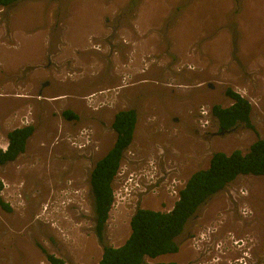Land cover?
Instances as JSON below:
<instances>
[{
  "label": "rangeland",
  "instance_id": "374dc122",
  "mask_svg": "<svg viewBox=\"0 0 264 264\" xmlns=\"http://www.w3.org/2000/svg\"><path fill=\"white\" fill-rule=\"evenodd\" d=\"M223 1L177 0L170 8L176 0H142L141 5L139 0L135 8L127 5L115 16L109 3L97 18L96 13L69 17L63 52L95 50L92 41L98 32L91 29L103 14L113 23L108 34L114 41L123 48L130 44L125 54L116 47L111 57L78 64V73L68 63L23 66L27 59L40 61L59 51L50 39L65 19L61 0H20L13 8L0 7V47L18 42L16 48H0L1 57L16 68L8 74L0 60V146H6V133L13 128L34 127L24 153L0 167L1 196L10 208H0V264H49L46 254L65 264H97L102 246L93 232L89 175L114 142L111 124L119 110L134 109L137 124L113 182L114 205L105 230V244L112 247L129 236V219L137 207L168 211L175 200L174 184L178 190L192 173L207 168L211 154L245 152L257 138L264 140V0H246L244 14L241 0H229L222 17ZM85 8L82 1L78 9ZM17 11L27 12L21 18L32 20V28L9 30ZM136 15L132 41L122 28L133 30ZM241 15L245 18L239 29ZM49 17L55 22L51 28ZM83 20L88 27L79 28ZM139 44L143 52L157 46L160 55L152 50L145 63L133 64L138 53L132 48ZM100 65L105 72L113 69V84L99 73ZM46 78L53 87L39 97L37 85ZM74 80L78 82L70 85ZM97 86L107 90L82 99ZM227 89L249 102L253 130L239 125L218 135L210 110L232 104ZM73 92L79 96L62 97ZM202 110L205 121L199 118ZM64 111L75 118L64 117ZM147 200L153 205H146ZM178 243V252L146 261L264 264V176H238L198 210Z\"/></svg>",
  "mask_w": 264,
  "mask_h": 264
},
{
  "label": "trees",
  "instance_id": "16d2710c",
  "mask_svg": "<svg viewBox=\"0 0 264 264\" xmlns=\"http://www.w3.org/2000/svg\"><path fill=\"white\" fill-rule=\"evenodd\" d=\"M19 1L0 0V7L13 8ZM68 2L69 0L60 2L64 10L61 20L65 16ZM138 2L139 0H129L128 9L135 8ZM226 96L232 100L230 106L223 108L214 105L211 108L212 118L218 123L219 130L239 125L253 130L249 102L231 89L226 90ZM69 114L64 112L65 116ZM136 124L137 113L134 109L119 110L114 114L111 124L115 133L114 142L106 154L94 164L89 175L93 232L102 246V255L97 264H178L150 263L146 259L178 252V238L191 218L238 176H264V140L257 138L245 152L236 149L229 154H211L208 167L190 175L178 192V199L170 211L137 207L129 219V236L121 246L112 247L105 244V230L114 204L113 182L123 155L132 143ZM33 132L34 127L29 125L6 133L7 147L4 151L0 149V167L14 162L24 153ZM2 188L0 181V208L9 212L10 208L1 196ZM46 258L50 264H65L51 254H46Z\"/></svg>",
  "mask_w": 264,
  "mask_h": 264
},
{
  "label": "crops",
  "instance_id": "0c3cea01",
  "mask_svg": "<svg viewBox=\"0 0 264 264\" xmlns=\"http://www.w3.org/2000/svg\"><path fill=\"white\" fill-rule=\"evenodd\" d=\"M82 1L84 3V7H86V8L84 10H79L78 9V5ZM141 1L142 0H140V5H141ZM245 1L246 0H241V2H242L241 3L242 12L241 13L242 14H244L243 13V10L246 8V6L244 4ZM228 2H229V0H224L223 1V4L221 5L222 17L227 12V6H228L227 3ZM109 3H111L113 6H115V8L113 9V10H116L115 13H114V16H115L116 13H118V12L124 10L125 8H127V5L129 3V0H72V1L69 0L68 5H67V8H66V11H65V16H64L65 19L60 22L59 26H57L56 33L55 34L53 33L52 34V38L50 39V41L51 40H54V42H53V47L54 48L53 49H59V51L58 52H55V54L53 56L51 54H49V56L44 57L40 61H35L33 59L32 60L27 59L26 60V63L23 66L39 67L41 65L42 66L47 65L49 63L52 64V65H55L56 64V65H59L60 66V65H65L66 63H68V65H71V66H69L71 68V70H74L75 71L76 68H74V67H76L78 64H83V63L89 64V62H92V61L97 62L100 59V56H103V57L106 56L107 58L113 56L111 52L114 51V49H116V47H118L120 49H122L123 47H120L119 46L120 43L117 40L114 41L116 38H114V36L112 34H108V32L110 31V29L112 30V27L113 26H111V24H113V23L110 21V19H108V18H106L104 16L105 14H103V16L100 18L101 20L102 19L104 20V23H101L100 24V19H97L96 20V23H95V26L92 27V29H91V30H97V32H98L97 36L94 37L95 40L92 41V43L96 45V49L95 50H93V51H83V52H81V54L79 52H75V54H72L70 51H68V52H66V51L63 52L62 51V47H63L62 41L65 40L66 43L69 42V36H67V31H66V27L68 26V22H69V17H76L78 19L79 18L80 19H85L86 17H88V16L93 15L94 13H96V14H94V16L97 18L98 17V13H100L101 11H104V9L106 7H109L107 5ZM176 3H177V0H176L175 4H173L170 8H172V7L175 8L176 7ZM98 4H99V6H98ZM93 7H95L94 10H93ZM139 8H140V6H139ZM168 10H170V9H168ZM24 13H27V12H19V11H17V12L14 13V15H12L10 17V20H9V30L11 32H14L16 30H19L18 32H21L22 33L26 29L32 28V24H34V22H32V20L31 21H24L21 18L22 14H24ZM33 17H40V16H32L31 19ZM50 17H52V14H51ZM244 18H245L244 15H241L239 17V20H238V22H239V29H242V26L241 25H243V23H244V21H243ZM133 19H134L133 22H132L133 30H130L129 28H127L125 26L124 28H122V31H123V35H126L127 31H129L130 32L129 34H130L131 40L132 41H135V38L137 37V35H136V27L134 25H136L135 22H136V19H137V15ZM221 22L222 21H220V24H221ZM54 23H55L54 20L52 21V19L50 18V25H51L50 28L52 26H54ZM87 24L88 23H86L83 20L81 23H79V25H80L79 28L88 27ZM220 24L217 26L218 28H220ZM63 30L66 31L65 32L66 35L64 36V38H63ZM138 31L143 32L141 29H138ZM167 38L169 39L168 34H167ZM223 39H226L227 42H228V46H229V48H228V55H227V58H228V56L230 54V41H229L230 37L228 36V33H226L223 36ZM162 40H163V38H162ZM154 41H157V40H154ZM163 41L161 42L160 45H162ZM157 44H158V47H160L158 41H157ZM17 45H18V42H17ZM129 45L130 44L128 42V45L126 46V48H123L122 49L124 54H125V50L127 48L129 49V47H128ZM1 46H3V45H1ZM16 46L10 47V46H8L6 44L5 46L0 47V48L11 49V48H16ZM155 48L156 49H154V47H151V49L148 48L145 52H143L140 49V44H139V46L137 48H134L133 47L132 50H135V51H137L136 53H138L137 56L132 59L133 64H136L137 63V66H138L139 62H140V65L143 64V63H145L146 62L145 59L147 57L146 55L151 54L152 52L150 53V51H152V50H153V53L154 54L160 55V53L158 52L159 49L157 48V46ZM160 48H162V47H160ZM96 50L97 51H100V52H103V54L97 52ZM171 50L174 53V55L175 54L178 55V52H177L176 49H172L171 48ZM99 54H101V55H99ZM2 55L3 54L0 53V60H1V64H2V67H3L4 71L6 73H8V74L9 73H15L16 72L15 71L16 68H13L12 66H10L5 61V59L2 58L3 57ZM182 56L183 55L181 54V58H183ZM239 56H240V54H239ZM51 58H54V62L51 60ZM187 58H191V57L190 56H187ZM141 62H143V63H141ZM198 63H200V62H198ZM42 70H45V72L47 74V69L42 68ZM68 70H70V69H68ZM102 73H105V71H102ZM46 74L45 75L44 74H41V77L43 78L44 76H46ZM141 74H142L141 71L139 73H137V75H141ZM106 76H109L112 82L115 80V74H114V71H113L112 68L109 71L106 72ZM76 81L74 80V82H69V83L75 84ZM74 96H77L78 97L79 95H75V93L73 92V93H70V94H63L62 97L63 98H65V97L66 98H69V97H74ZM135 129H136V127H135ZM135 131H134V134H135ZM133 138H134V136H133ZM132 142H133V140H132ZM131 144H133V143H131ZM163 202H166V201H163ZM145 203H146V205H149L150 203L153 205V202H151L149 200H147ZM154 210L157 211V209H154Z\"/></svg>",
  "mask_w": 264,
  "mask_h": 264
},
{
  "label": "flooded vegetation",
  "instance_id": "af4514ba",
  "mask_svg": "<svg viewBox=\"0 0 264 264\" xmlns=\"http://www.w3.org/2000/svg\"><path fill=\"white\" fill-rule=\"evenodd\" d=\"M130 48H131V46H130ZM129 50V49H128ZM102 67V65H100V68ZM74 68H76L75 69V71L78 73V70H79V68H78V66H76V67H74ZM104 67H102L101 69H100V71H99V73L101 74L102 73V69H103ZM67 70V69H66ZM106 72H107V70H106ZM106 72L105 73H102L103 75H105L106 76ZM109 81V80H108ZM63 82V81H62ZM70 82H73V81H70ZM110 82V81H109ZM70 85L71 84H73V83H69ZM111 84H113V82H111ZM108 86V85H107ZM37 95L39 96V97H43L42 96V93L45 91V90H48V89H50L51 87H53V85H52V83L46 78V79H44V80H42V81H40L39 83H38V85H37ZM105 88H103V87H101V86H97V87H95V88H93V89H89V91H87L86 92V95L85 96H83V99L86 97V96H90V95H92L94 92H96V91H100L99 93H101V92H104L105 90H107V89H105ZM107 92H109V90L107 91ZM64 112H67V111H64ZM64 112H61V115H63L64 117H67L68 119H74L75 117H73V116H71L72 118H69V116L71 115V114H69V115H64ZM215 121V120H214ZM215 124L217 125V127H219V125H218V123L215 121ZM27 126H29V125H27ZM22 126H18V127H16V128H21ZM23 127H25V125L23 126ZM13 129H15V128H13ZM12 129V130H13ZM218 129H220V128H218ZM80 135H82V133H80ZM219 135V134H218ZM29 140V139H28ZM28 142V141H27ZM26 145H27V143H26ZM26 147V146H25ZM45 259L47 260V258H46V255H45ZM49 263V262H48ZM50 264V263H49Z\"/></svg>",
  "mask_w": 264,
  "mask_h": 264
},
{
  "label": "clouds",
  "instance_id": "9594fccd",
  "mask_svg": "<svg viewBox=\"0 0 264 264\" xmlns=\"http://www.w3.org/2000/svg\"><path fill=\"white\" fill-rule=\"evenodd\" d=\"M238 95H240V94H238ZM241 97H242V95H240ZM210 113H211V110H210ZM205 113H202V111L200 112V114H199V118L201 119V120H204L205 121V119H206V117H205V115H204ZM211 117H212V115H211ZM213 119V118H212ZM213 122L215 123V121L213 120ZM216 125V124H215ZM217 126V125H216ZM235 127H237V126H235ZM11 131V130H10ZM7 140V139H6ZM6 147H7V143H6V146L5 147H1L0 146V149L1 150H6ZM118 174V173H117ZM117 176V175H116ZM190 177V176H189ZM186 182V181H185ZM185 182H184V184H185ZM174 184V183H173ZM184 184L182 185V187L179 189L178 188V190H175L174 188H175V186H176V184H174V188H173V191H172V193H174V192H179L182 188H183V186H184ZM114 194V193H113ZM175 197V200H174V203L177 201V199H178V195H175L174 196ZM174 203L172 204V206H171V208L168 210V211H170L171 209H172V207H173V205H174ZM114 205V204H113ZM168 211H165V212H168Z\"/></svg>",
  "mask_w": 264,
  "mask_h": 264
},
{
  "label": "water",
  "instance_id": "95a60500",
  "mask_svg": "<svg viewBox=\"0 0 264 264\" xmlns=\"http://www.w3.org/2000/svg\"><path fill=\"white\" fill-rule=\"evenodd\" d=\"M235 127H232L230 129H227V130H220L219 131V135H223V134H227V133H230Z\"/></svg>",
  "mask_w": 264,
  "mask_h": 264
},
{
  "label": "bare ground",
  "instance_id": "6f19581e",
  "mask_svg": "<svg viewBox=\"0 0 264 264\" xmlns=\"http://www.w3.org/2000/svg\"><path fill=\"white\" fill-rule=\"evenodd\" d=\"M19 120H21V121H23L24 120V118H22V119H19ZM171 195H178V192H174V193H172Z\"/></svg>",
  "mask_w": 264,
  "mask_h": 264
},
{
  "label": "built area",
  "instance_id": "2783aa9c",
  "mask_svg": "<svg viewBox=\"0 0 264 264\" xmlns=\"http://www.w3.org/2000/svg\"><path fill=\"white\" fill-rule=\"evenodd\" d=\"M202 113H205V111H204V110H202ZM1 193H2V191H1ZM203 264H205V263H203Z\"/></svg>",
  "mask_w": 264,
  "mask_h": 264
}]
</instances>
